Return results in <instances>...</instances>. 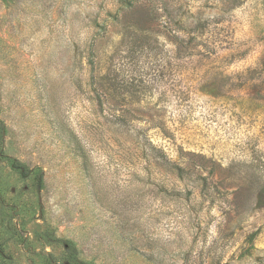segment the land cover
Masks as SVG:
<instances>
[{
    "label": "rangeland",
    "instance_id": "374dc122",
    "mask_svg": "<svg viewBox=\"0 0 264 264\" xmlns=\"http://www.w3.org/2000/svg\"><path fill=\"white\" fill-rule=\"evenodd\" d=\"M0 264H264V0H0Z\"/></svg>",
    "mask_w": 264,
    "mask_h": 264
},
{
    "label": "trees",
    "instance_id": "16d2710c",
    "mask_svg": "<svg viewBox=\"0 0 264 264\" xmlns=\"http://www.w3.org/2000/svg\"><path fill=\"white\" fill-rule=\"evenodd\" d=\"M129 6H131V7H132V6H133V5H132V3H129ZM116 19H118V18H116Z\"/></svg>",
    "mask_w": 264,
    "mask_h": 264
}]
</instances>
